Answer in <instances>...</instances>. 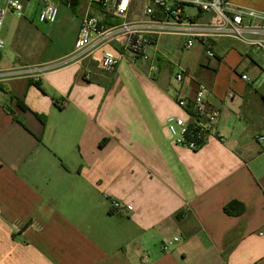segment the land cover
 Instances as JSON below:
<instances>
[{"label": "crops", "instance_id": "crops-1", "mask_svg": "<svg viewBox=\"0 0 264 264\" xmlns=\"http://www.w3.org/2000/svg\"><path fill=\"white\" fill-rule=\"evenodd\" d=\"M86 2L76 39L83 16L100 11ZM146 5L128 20L145 19ZM22 27L38 41L2 61L17 74L0 80V264H264V89L232 81L244 64L261 66L255 48L221 38L209 58L195 42L208 62L184 68L186 87L207 84L221 116L218 136L194 152L167 131L166 119L184 113L159 54L162 36L186 48L185 37L162 35L146 59L107 73L100 59L118 45L46 61L47 35Z\"/></svg>", "mask_w": 264, "mask_h": 264}, {"label": "built area", "instance_id": "built-area-1", "mask_svg": "<svg viewBox=\"0 0 264 264\" xmlns=\"http://www.w3.org/2000/svg\"><path fill=\"white\" fill-rule=\"evenodd\" d=\"M27 1L30 0H0V80L17 74L14 70L3 68L6 42L1 33L5 19L9 13L23 17ZM55 1L40 0V22L53 24L57 21L59 10ZM132 1L90 0L101 5L104 15L121 22L106 26L99 17L85 14L75 42L76 54L93 47L118 45L120 52L104 50L100 59L102 70L112 73L122 60L136 63L146 59L150 47L162 35L185 37L186 48H192L196 41H204L209 58L216 57L213 43L221 38L238 40L264 53V8L244 7L229 0H147L146 18L129 21ZM186 8H192L196 13L190 14ZM75 55L73 58H76ZM192 76L188 69L182 67L175 74V103L184 114L169 116L166 128L175 146L196 152L218 136L216 126L221 111L209 104V87L204 82H197L194 90H188L185 82ZM241 79L249 83L253 81L248 75H241ZM257 139L263 141L264 133L259 134ZM113 205L120 207L118 201H114ZM259 234L264 235V229ZM178 240L175 237L166 241L163 249H170Z\"/></svg>", "mask_w": 264, "mask_h": 264}, {"label": "rangeland", "instance_id": "rangeland-1", "mask_svg": "<svg viewBox=\"0 0 264 264\" xmlns=\"http://www.w3.org/2000/svg\"><path fill=\"white\" fill-rule=\"evenodd\" d=\"M55 2L58 6L59 14L57 21L53 24L42 23L39 21L38 11L41 6L40 0H30L26 2L25 16L23 18L12 13L7 15L1 33L6 41L5 59L15 60L16 54L19 53V47L30 46L37 43V37H33L30 33L23 31L24 28L22 27V21L25 20L32 22L37 33L47 35L50 40L49 46L46 47L41 56L44 60L48 61L51 58L62 56L73 50L76 42V25L80 21L81 13L86 10L88 2L84 0L74 8L68 5L67 0H56ZM144 4L145 0H135L130 9V19L132 18L131 15L139 17L143 14ZM186 10L189 12H195L192 8H186ZM95 14L97 17L102 15L100 11H96ZM184 41V38L177 36H162V38H160L159 54L166 59V64L169 63L170 66H172V71L169 70V77L171 78L170 81L173 90L177 87L174 77L180 70V67H187L193 72L197 71L201 66L208 62L206 57L200 54L202 51L200 43L197 42L194 47L186 49L183 47ZM228 42L234 45L235 50L238 51V47L240 46L238 42ZM253 51L255 54L253 58L263 66V70L258 64H252L251 67L244 64L243 67L238 69L235 78L232 81L234 85H240V83H243L240 74L244 71L245 67H248L244 72L253 80L250 84L254 85L257 89H264V55L255 49ZM213 64L214 63L211 65L214 66Z\"/></svg>", "mask_w": 264, "mask_h": 264}, {"label": "trees", "instance_id": "trees-1", "mask_svg": "<svg viewBox=\"0 0 264 264\" xmlns=\"http://www.w3.org/2000/svg\"><path fill=\"white\" fill-rule=\"evenodd\" d=\"M61 1V0H59ZM68 1V4L71 5L72 8H74L75 6L81 4L84 0H67ZM66 2V1H65ZM67 3V2H66ZM94 8L97 9V10H101V5L98 4V3H94ZM121 22V20L119 19H111L109 16L105 15L104 19H103V23L106 25V26H111V25H116V24H119ZM230 206L226 207L225 210L227 212H230Z\"/></svg>", "mask_w": 264, "mask_h": 264}]
</instances>
